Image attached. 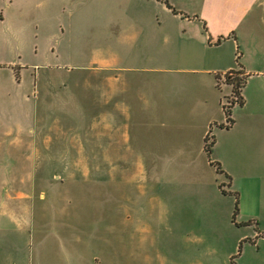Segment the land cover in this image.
<instances>
[{"label": "rangeland", "instance_id": "1", "mask_svg": "<svg viewBox=\"0 0 264 264\" xmlns=\"http://www.w3.org/2000/svg\"><path fill=\"white\" fill-rule=\"evenodd\" d=\"M159 5L0 0V264L162 263L149 245L135 244L119 261L111 240L125 205L150 206L139 201V189L170 193V211L160 216L173 259L165 264H264V236L252 235L264 230L261 140L246 127L220 131L209 122V136L219 138L210 156L181 141L191 126L187 115H162L159 101L168 85L198 76L197 37L191 21L165 16ZM167 28L174 29L172 48ZM217 92L223 104L228 86ZM116 103L121 109L111 113ZM128 104L135 115L128 116ZM239 108L232 110L241 109L238 121L246 116ZM236 207L235 221L254 226L236 227ZM150 215L153 223L157 214ZM242 233L252 239H239ZM94 234H108V248L100 240L93 250Z\"/></svg>", "mask_w": 264, "mask_h": 264}, {"label": "crops", "instance_id": "2", "mask_svg": "<svg viewBox=\"0 0 264 264\" xmlns=\"http://www.w3.org/2000/svg\"><path fill=\"white\" fill-rule=\"evenodd\" d=\"M157 1L161 8V13L167 16V12H171L175 17L180 19H187L193 24L194 33L190 34L187 27L185 33L190 34V36H196L197 38V48L198 53L195 55V61L198 63L193 71L198 74L193 81L184 80L178 83L176 86L168 85L165 90V97L159 101L160 113L162 115H172V110L176 111L175 117L178 119L182 118L183 114L187 115L190 122V128L185 132L180 134L181 141L184 144L196 145L203 148L210 156L212 148L217 145L218 139L217 135H212V145L210 146V151L207 152L205 147V136L207 135V125L215 124L220 131L233 130L236 125L239 129L244 131V133L261 140L258 146L264 148V0H167V2L175 8L177 11L172 10L168 7L165 0H154ZM163 6V7H161ZM165 8V9H163ZM168 10V11H165ZM173 17V18H175ZM170 31V35L167 40V47L172 48L174 41V29L167 28ZM182 39H186V35ZM177 47H179L180 38H178ZM185 43V42H184ZM182 43L183 46L185 44ZM189 70L188 68H186ZM242 69L243 75H245V83L243 88H241V95L244 98V103L242 105L234 104L244 110V119L240 121L238 117L240 110H237V115L233 114L231 109V118L233 119L229 126H226V115L221 105V97L218 95V85L216 75L221 74V76L231 70ZM192 85V86H190ZM228 86V93L224 96H228L231 93L232 85L226 84ZM190 86V87H189ZM187 87L196 90L198 93L194 97L188 96ZM127 85V91L129 89ZM115 92V98L120 99V95L117 91ZM119 102V101H118ZM117 102V103H118ZM112 104L111 113L119 112L121 109L119 104ZM225 103V102H224ZM117 105V107H116ZM146 107L142 109L146 117H152L151 107ZM219 106L223 110L224 116L221 118L219 115ZM128 110V116L136 114V109L131 108L128 104L126 107ZM140 110V109H138ZM221 113V110H220ZM189 114V116H188ZM240 116V115H239ZM225 117V118H224ZM160 123V122H159ZM243 124V125H242ZM211 133V132H210ZM197 134V135H196ZM196 135V139L192 140L191 137ZM203 143V145H202ZM229 144L235 148L238 145ZM242 148L248 149V143L243 142ZM219 163L218 161H215ZM213 162L211 161V164ZM220 169L222 168L219 163ZM230 179V178H229ZM232 179H230L229 184H231ZM109 188V187H108ZM108 188L106 189L108 191ZM112 188H109V191ZM143 198L139 201L143 204L145 200L151 202L150 206H139L137 204H128L124 206L122 212L125 216L122 217L123 222L118 230L117 238L113 237L111 240L118 242L117 249L119 261L122 260L124 256V248L128 244L135 245H149L151 248V253H156V257H160L162 263H158V258H156V263L153 264H165L169 260L173 262L172 256L169 255L167 250L169 247L168 242L160 236V230L165 229L164 223L160 221V216L164 213L170 211L169 207L165 205V198L170 195L169 192H163L156 189L158 192H153L148 189H139ZM148 192V193H147ZM169 194V195H168ZM151 199H146V198ZM158 197V205L153 207L152 198ZM170 198V197H169ZM107 199V198H106ZM138 201V200H137ZM164 202V205L162 203ZM160 205V206H159ZM239 210L237 211L235 217L237 216ZM149 213V214H148ZM150 213H156V219L153 223L152 216ZM150 215V222L143 221L144 215ZM234 216V212L232 214ZM232 218L233 223L238 226L249 225L252 226L253 223H237ZM244 222V221H241ZM254 226V225H253ZM104 232H108L110 229V224L108 222ZM95 231V228H93ZM168 231L171 229L168 226ZM257 237H263L264 230H254L252 235ZM247 234H241L238 238L242 239H252V235L246 236ZM255 236V237H256ZM89 238L88 236L86 237ZM103 242V248H108L110 245V238L108 234L106 237L104 234L102 236L94 237L90 239L92 241L93 250L96 249L100 251L101 247L98 244L99 241ZM243 240V241H244ZM97 241V243L95 242ZM139 247L137 250L134 247V251L139 252ZM136 252V253H137ZM167 255H166V254ZM140 255V254H139ZM138 255V256H139ZM137 255H133L136 258ZM152 257L150 254L146 255ZM167 260V261H166ZM100 262V261H99ZM96 261L95 263H99ZM169 263V264H171ZM43 264V263H42Z\"/></svg>", "mask_w": 264, "mask_h": 264}, {"label": "trees", "instance_id": "3", "mask_svg": "<svg viewBox=\"0 0 264 264\" xmlns=\"http://www.w3.org/2000/svg\"><path fill=\"white\" fill-rule=\"evenodd\" d=\"M165 1L167 2V0ZM167 4H168L167 6L172 8V10L175 11V13L177 12L175 8L172 7L168 2ZM216 78H217L218 85H220V83H226V84L232 85L231 93L225 97V103H223L222 105V108L227 118L226 121L231 122L233 120L231 118V109L233 105L234 104L242 105L244 103V98L241 95V88H243L244 83H245V75H243L242 69H239V70L236 69V70L228 71L224 73L222 76L221 74H217ZM226 126H229V124H227ZM209 135L210 133H208L205 136V142H206L205 147H206L207 152L210 151V146L212 145V142H213V140L210 141L212 137H210ZM217 167H218L217 169L219 170L220 169L219 164ZM236 211H237V207L235 208L234 216L232 217L233 220H234Z\"/></svg>", "mask_w": 264, "mask_h": 264}]
</instances>
